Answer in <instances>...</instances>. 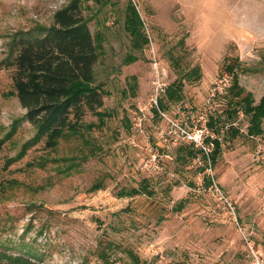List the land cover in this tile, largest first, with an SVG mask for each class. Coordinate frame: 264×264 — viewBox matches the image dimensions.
Returning <instances> with one entry per match:
<instances>
[{"label":"rangeland","instance_id":"rangeland-1","mask_svg":"<svg viewBox=\"0 0 264 264\" xmlns=\"http://www.w3.org/2000/svg\"><path fill=\"white\" fill-rule=\"evenodd\" d=\"M130 1L150 39L140 49L124 28ZM68 2L0 0V249L31 264H103V249L110 264H131L125 248L140 264H253L250 245L264 253V161L257 155L264 119L263 134L249 136L247 115L227 117L226 95L235 73L256 103L264 96V0H85L92 34L104 35L95 77L106 116L102 123L87 112L88 127L50 149L45 139L34 141L36 128L11 95L6 58L16 34L51 25ZM131 55L138 58L128 63ZM154 55L166 85L184 82L182 101L165 97L166 117L184 107L197 113L210 100L209 117L221 115L219 131L212 128L221 142L214 184L205 183L203 160L178 159L187 143L161 135L169 121L151 102ZM195 66L202 77L188 81L184 74ZM225 77L226 92L213 98ZM144 179L153 195L118 196ZM98 180L104 187L92 191Z\"/></svg>","mask_w":264,"mask_h":264},{"label":"trees","instance_id":"trees-1","mask_svg":"<svg viewBox=\"0 0 264 264\" xmlns=\"http://www.w3.org/2000/svg\"><path fill=\"white\" fill-rule=\"evenodd\" d=\"M84 2L85 0H69L65 6L55 11L51 25L37 27L26 34H16L6 58V66L12 70L11 95L19 99L27 110L28 121L36 128L34 141L45 139L46 147L50 149H55L61 138L77 135L84 127L87 128L83 121L87 112L95 114L102 123L106 116V112L99 111L103 106L104 93L100 85L96 84L95 77V65L103 53L104 35L101 32L92 34L89 18L83 13ZM144 25L136 5L130 1L126 9L124 28L130 34L132 45L136 49L150 43L144 32ZM137 58L136 55H131L127 62L132 63ZM227 68L231 73L234 72L233 66L227 65ZM201 77L200 66H195L184 74L188 81L200 80ZM132 80L136 81V77L133 76ZM183 88L182 79L168 85L165 95L159 100L160 107L167 109L164 101L166 96L167 101L173 103L182 101ZM226 97L227 117L232 119L242 111L249 118V133L255 136L263 134L264 96L256 103L253 94L239 85L238 76L234 73ZM220 119V114L211 116L210 126L216 129L215 124ZM230 130L233 134H239L234 126ZM214 142L213 163L221 152L220 140L215 139ZM178 153V159L186 164L195 159L198 151L190 144H180ZM205 183L212 184L211 178L206 177ZM149 184L150 180L144 179L141 187L122 189L118 196L131 197L142 192L153 195L154 191ZM103 187L102 180H98L93 183L91 190L96 191ZM184 205V200L179 201L175 210H181ZM108 248L112 250L114 245L110 244ZM5 249H0V264H4L3 260L6 261L5 264H31L27 257L8 254ZM124 252L131 264L141 263L133 249L125 248ZM107 254L104 249L100 252L103 264H110Z\"/></svg>","mask_w":264,"mask_h":264},{"label":"built area","instance_id":"built-area-1","mask_svg":"<svg viewBox=\"0 0 264 264\" xmlns=\"http://www.w3.org/2000/svg\"><path fill=\"white\" fill-rule=\"evenodd\" d=\"M153 66L155 69V80L153 82V94L152 101L154 102L153 108L157 110L158 114H161L164 118H167L169 121V126L167 129H164V132L161 135L164 138L169 136L175 137L178 141H182L183 143H187L192 145L197 151L198 154L196 158L200 163L203 160V164L205 168L209 172L208 177L211 178L212 183L214 184L215 180L213 175H211V166H212V153L215 149V139H219V137H215L214 131L209 124V112L212 110L214 103L210 100L205 103L202 108L197 112H192L184 108H178V111L175 113L174 117H166L163 113V109L159 105V100L165 95L166 85L161 78V74L159 71V63L157 58H153ZM229 86V78L225 77L221 81L217 82L214 89L212 97L215 98L226 92ZM234 124V123H233ZM249 129V125H248ZM247 134L253 138L255 135H251L249 131ZM257 155L259 160L264 161V141H257ZM157 157L153 158L152 161L156 162ZM204 168V170H205ZM216 185V183H215ZM218 188V186L216 185ZM219 189V188H218ZM250 249L253 253V264H264V253L255 250L254 245H250Z\"/></svg>","mask_w":264,"mask_h":264}]
</instances>
